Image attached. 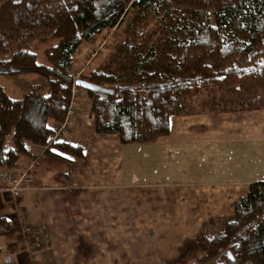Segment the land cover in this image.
I'll return each instance as SVG.
<instances>
[{
	"label": "trees",
	"instance_id": "1",
	"mask_svg": "<svg viewBox=\"0 0 264 264\" xmlns=\"http://www.w3.org/2000/svg\"><path fill=\"white\" fill-rule=\"evenodd\" d=\"M128 9L152 22L171 43L161 58L148 45L144 63L157 65L162 59L172 73L140 71L133 81L101 70L74 77L72 56L80 44L118 26ZM48 37L58 41L38 62L30 44ZM147 39L144 26L131 29L123 50H137ZM22 75H36L38 81L17 98L0 85V170L15 174L27 172L21 171L24 158H36L28 144L42 147L46 156L81 157L79 146L52 141L77 80L102 89L85 90L94 130L115 133L122 144L166 135L169 117L210 90L242 103L243 110L264 108L257 102L264 97V0H3L0 77ZM56 179L65 185L67 177ZM232 210L217 231L212 232L216 220L204 222L162 264H264V182L249 184ZM0 228L9 229L3 218ZM4 259L1 264H17L11 255Z\"/></svg>",
	"mask_w": 264,
	"mask_h": 264
},
{
	"label": "crops",
	"instance_id": "2",
	"mask_svg": "<svg viewBox=\"0 0 264 264\" xmlns=\"http://www.w3.org/2000/svg\"><path fill=\"white\" fill-rule=\"evenodd\" d=\"M206 105L184 103L166 135L122 144L115 133H96L90 101L76 99L60 142L82 148L81 157L46 156L28 144L36 158L21 164L31 177L19 200L35 264H162L204 222L229 219L248 185L264 182V108ZM57 175H66L65 185ZM1 218L9 229L0 228V246L30 264L19 257L26 255L13 241L2 191Z\"/></svg>",
	"mask_w": 264,
	"mask_h": 264
},
{
	"label": "rangeland",
	"instance_id": "3",
	"mask_svg": "<svg viewBox=\"0 0 264 264\" xmlns=\"http://www.w3.org/2000/svg\"><path fill=\"white\" fill-rule=\"evenodd\" d=\"M145 22L146 20H144L142 16L138 15L135 9H128L127 13L123 17L122 22L118 26L112 28L111 30L102 31L100 34L95 35L94 38L90 39L89 41H84L82 44H80V46L72 56V64L70 68L71 74H73L74 77L79 78L75 76L74 73H81L83 76L87 75L92 70H101L105 73L114 75L116 78L133 81L135 79V75L140 71L150 72L154 69H158L163 73H172L173 70L170 67L166 66L162 62V59H160V62L157 65H149L144 63L142 57L146 52L148 45H152L154 47L155 54L159 55L160 58L166 51H168L171 45L170 41L166 39L165 35H163L162 32L156 29L152 22H150L149 20L148 23ZM140 26H144L145 31L148 32L147 41H145L139 49L131 51L130 53L125 52L123 50L122 43L126 37L127 32L131 29H137ZM57 41L58 39L54 37H48L43 41L35 40L30 44V50L37 55V61L42 62L43 52L47 48L54 46ZM1 80L10 82L9 84L11 88L6 86V84H4ZM0 81V85L4 88L8 95L12 98H17L20 96V93H23L30 84L38 81V77L36 75H22L15 79L1 78ZM85 97L86 93L79 94L74 98V100H72L70 97L71 106L74 108L75 100ZM257 102L264 103V97ZM205 104H207L206 106L208 109H210V111L220 109L243 110L242 106H244L242 103L237 102L232 98H227L223 95L215 93L214 90H210L209 92L198 98H192L186 101L185 107L191 106V108H196ZM246 110L247 109H244V111ZM249 110H252V108ZM67 128L68 124H65V132L67 131ZM235 201H233L232 204ZM213 219L216 220V226L212 232L217 231L219 225L226 221H221V219L218 218ZM15 240L16 238H14L13 241L16 242ZM16 248L17 251L20 252L21 249L17 246ZM7 255H11L13 262L16 263V256L12 252L11 248H7L1 245L0 264L4 261V258ZM21 255L23 256V254ZM21 255H19L21 260L22 258H27L25 254V257H22Z\"/></svg>",
	"mask_w": 264,
	"mask_h": 264
},
{
	"label": "built area",
	"instance_id": "4",
	"mask_svg": "<svg viewBox=\"0 0 264 264\" xmlns=\"http://www.w3.org/2000/svg\"><path fill=\"white\" fill-rule=\"evenodd\" d=\"M75 76H79V73H74ZM85 93L84 89L77 87L75 84L71 89V99L74 100L79 94ZM73 114V107L71 102L69 108L66 112L65 119L63 122L55 129L52 141L60 142L62 134L64 131V126L67 124L68 118ZM31 184V177L29 171L15 174L11 171L3 170L0 171V191L4 192L7 201L11 208L12 215V229L13 234L16 238V246L25 252L27 260L30 264H35L33 252L30 248V238L29 235L32 232V228L29 226L25 219V215L20 204V196Z\"/></svg>",
	"mask_w": 264,
	"mask_h": 264
},
{
	"label": "water",
	"instance_id": "5",
	"mask_svg": "<svg viewBox=\"0 0 264 264\" xmlns=\"http://www.w3.org/2000/svg\"><path fill=\"white\" fill-rule=\"evenodd\" d=\"M75 84H76L77 87H80L81 89H84L86 91H102V89L97 88V87H95V86H93V85H91V84H89V83H87V82H85L83 80H77L75 82ZM7 262H10V258L7 260Z\"/></svg>",
	"mask_w": 264,
	"mask_h": 264
}]
</instances>
